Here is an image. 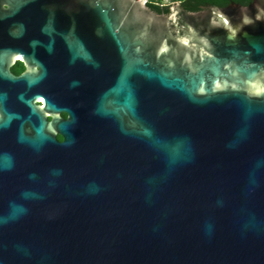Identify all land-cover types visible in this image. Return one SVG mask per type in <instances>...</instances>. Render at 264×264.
Returning <instances> with one entry per match:
<instances>
[{
  "label": "water",
  "instance_id": "water-1",
  "mask_svg": "<svg viewBox=\"0 0 264 264\" xmlns=\"http://www.w3.org/2000/svg\"><path fill=\"white\" fill-rule=\"evenodd\" d=\"M0 264H264V0H0Z\"/></svg>",
  "mask_w": 264,
  "mask_h": 264
},
{
  "label": "flooded vegetation",
  "instance_id": "flooded-vegetation-1",
  "mask_svg": "<svg viewBox=\"0 0 264 264\" xmlns=\"http://www.w3.org/2000/svg\"><path fill=\"white\" fill-rule=\"evenodd\" d=\"M2 7L4 9H7V5L6 4H2ZM7 69L9 71V73L11 74V76H13L15 78H19L25 73L26 66H25V63L22 61V59L19 56L14 55L13 63L9 64L7 66ZM42 104H43V101H42L41 98H36L34 100V102H33V106L34 107L42 106ZM59 116L62 119H67L68 113L66 111H59ZM48 120H50V119H48ZM62 139H63V137L58 134L57 140L61 141Z\"/></svg>",
  "mask_w": 264,
  "mask_h": 264
},
{
  "label": "built area",
  "instance_id": "built-area-1",
  "mask_svg": "<svg viewBox=\"0 0 264 264\" xmlns=\"http://www.w3.org/2000/svg\"><path fill=\"white\" fill-rule=\"evenodd\" d=\"M145 1L146 3L151 1V0H143ZM157 2H160V4H162L163 6H168V5H171V4H174L172 2V0H156Z\"/></svg>",
  "mask_w": 264,
  "mask_h": 264
},
{
  "label": "trees",
  "instance_id": "trees-1",
  "mask_svg": "<svg viewBox=\"0 0 264 264\" xmlns=\"http://www.w3.org/2000/svg\"><path fill=\"white\" fill-rule=\"evenodd\" d=\"M184 0H172V2L175 3H180ZM148 4H152V5H156V6H163L162 4H160V2H157L156 0H151L149 2H147Z\"/></svg>",
  "mask_w": 264,
  "mask_h": 264
}]
</instances>
